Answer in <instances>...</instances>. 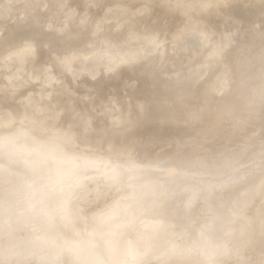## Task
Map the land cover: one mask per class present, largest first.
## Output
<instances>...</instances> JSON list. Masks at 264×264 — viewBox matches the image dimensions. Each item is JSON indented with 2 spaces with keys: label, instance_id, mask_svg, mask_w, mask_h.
<instances>
[{
  "label": "bare ground",
  "instance_id": "6f19581e",
  "mask_svg": "<svg viewBox=\"0 0 264 264\" xmlns=\"http://www.w3.org/2000/svg\"><path fill=\"white\" fill-rule=\"evenodd\" d=\"M153 1L156 0H122L118 7L124 10L125 6V8L137 6L146 11L150 9V2ZM224 1L157 0L155 3L168 6L171 13L178 12V14L187 16L186 20L200 15L201 18L198 21L200 29L209 34V27L205 23L207 18L205 11L210 8L219 11L224 7ZM259 1L264 0H236L240 3ZM35 2L36 0L33 2L34 7L36 6ZM82 3L85 6L84 9L90 11L89 17H93L94 14L104 9L108 0H82ZM21 15L14 19L6 30H10L14 25H20L19 29L23 33L20 34L17 31L12 33L6 42H11L21 36L18 39L20 41H17L20 43L29 39L30 35H36V27L42 21V17L35 21L38 25H35L31 30L32 33H29L27 25L32 20L27 17L21 21ZM58 17L61 18V16ZM155 28L156 32L147 39L148 41L157 39L158 35L161 36L160 34H165L168 37L171 35L163 20ZM64 32L65 30H58L53 24L46 25V35L59 33L56 41L62 39ZM176 33L174 32L173 35ZM195 34L193 29H186V34L175 37L178 39V45L174 51V57L170 59L166 68L153 70L152 62L173 54V51L169 54L165 53L166 51L163 52L164 49L154 50L148 56V64L144 72L138 73L139 71H133L132 67H129L126 75L118 76L116 73L113 80L103 78L98 81L97 87L104 81L114 83L116 80H120L125 89L124 92L127 95L130 94L135 103L131 110L133 113L131 118H137L127 121L121 126H117L118 124L115 123L102 125L97 119L99 120L96 123L98 127L104 131L126 130L139 119L155 120L159 117L167 120H188L195 113L180 115L178 112L180 91L187 90L192 87V84L206 79L207 92L204 98H207L208 101L220 100L227 92L236 88L250 58H254L252 56L257 58L256 63L261 62L260 64L264 65V62L261 61L264 54L262 45L253 48L246 59L243 58L242 65L238 64L240 61L237 58L234 59V55L230 59L224 58L220 62L218 57L213 58L215 55L217 56L219 50L210 54L201 53L203 43L200 36ZM90 35L91 41L94 43L99 38V41L105 40L103 33H98V36ZM132 41L135 40L129 37L119 43L124 45ZM261 41L264 43V39ZM40 42L38 39L37 43ZM142 54L143 50L106 53L98 57L89 54L83 57L84 62H81L82 59L78 60V63L76 62L75 70L79 66L83 67H80L82 69L79 71L76 70L74 75L79 77L81 72L90 67L97 58L109 61L108 70L115 71L119 65L129 59H135L137 62ZM31 56H29L31 61L26 60L29 63L37 64V66L30 64L32 67L28 68L26 67L27 62L25 65L24 61L25 66L20 68L23 64L19 62V56L17 61L20 66L17 68L21 70H16L17 73L12 72L13 74L9 73L8 76L10 75L12 79L7 78L8 82L0 80V97L13 92L20 94L19 90L21 92L23 90V88L20 89L22 84H26V81L23 82L25 78L37 79L46 70V66L40 65ZM12 59L15 58L12 57ZM70 60L74 62L77 59L71 58ZM188 60L191 61L186 71L175 72L174 65L179 66ZM216 60H218L217 63ZM12 62L16 63L13 60ZM253 64L249 66V69ZM105 69H107L106 66ZM151 71L153 73L151 78L145 76L144 73ZM216 79L219 80L220 86L213 84V80ZM217 82L215 81V83ZM24 84L23 87H25ZM28 84L29 82H27ZM178 85L182 89L174 91L172 88H177ZM93 88L91 89L93 90ZM76 90L75 87L72 93ZM96 95L99 94L95 93ZM95 96L91 97L90 102ZM37 97L39 101H36L35 104H40L39 102L43 104L44 93ZM20 98V96L19 98L14 96L12 99L19 104V101H22L23 105L27 102L30 107L34 108L33 96L27 95L26 100L23 99L26 101L24 103ZM2 99L0 98V101ZM35 99L38 100L36 97ZM60 99L58 95L53 102L47 120L56 123L58 120H62L71 128L77 127L75 122L76 120L79 122L82 116L85 123L90 120L84 115L88 109L84 107L86 109L84 111L85 109H81L83 107L79 108L81 104L79 106L78 102H73L70 107H73L75 122L72 119L66 121L65 116L61 113L63 99L61 101ZM5 100L3 99V101ZM140 101L143 103H138ZM115 108L116 106L113 109ZM119 110L117 109V111ZM32 112L34 113V111ZM88 112L86 113L89 114ZM119 114L118 112L117 115ZM177 114L179 116L175 118ZM18 120L20 122L13 128H6ZM41 123L43 122L31 118L18 119L14 116L13 110L2 109L0 106V264H167L166 261L173 258L180 260L177 264H242L249 254L253 260L247 264H264V153L255 155L256 158L258 157V161L254 168L248 167L249 164L246 165L248 169H245L246 166L245 168L241 167L242 163L249 160L248 156L250 153H254L253 151L258 152L262 149L264 152V131L255 145L242 158L244 160L236 159L232 162H238L235 164L236 166L230 163L235 167L228 165L227 169L219 171L222 176L219 179L216 178L217 175L214 176L213 172H208V175L210 173L214 178L210 175L211 179L207 178L208 183L205 184L203 180L206 179L207 172L195 173L198 165L193 161L188 162L187 159L185 161L188 163L158 162L148 157L134 159L117 157L113 153L100 157L64 152L52 137L60 133L72 134L78 138L80 145H84L92 137L65 126L48 129ZM93 123L88 122L87 125L93 126L95 124ZM19 125L20 130L17 129ZM33 125L39 133L50 138H40L39 133H34L31 130ZM251 158L249 161L254 160V157ZM237 165H240L239 167L243 168V171L239 169L245 172L244 176H242V172H238L241 174V178L240 175H236L237 172L235 174L233 172V169H237ZM230 167L233 169L231 170ZM217 174L219 173L217 172ZM19 177L27 178L28 182L17 183ZM243 177L245 180L242 179ZM236 178L239 182L244 180L241 181V185L238 184ZM209 180L212 182L209 183ZM226 184H229L228 187ZM205 185H209L207 187L210 189H215L216 185L218 187L226 185L227 189L222 195L218 194L221 196L214 197L210 195L214 191L210 193L209 189H206L213 200L215 197H220L219 200L213 201L207 196L204 190L207 188ZM215 193L220 192L215 190ZM73 200L76 202L74 205ZM97 200L99 202L93 206ZM109 233L115 234L120 240V246L115 251L106 244ZM84 239L90 240L91 243L100 240L99 242H102L103 245L100 244V247L99 245L91 246L90 243V246L86 248L78 247V243Z\"/></svg>",
  "mask_w": 264,
  "mask_h": 264
},
{
  "label": "rangeland",
  "instance_id": "374dc122",
  "mask_svg": "<svg viewBox=\"0 0 264 264\" xmlns=\"http://www.w3.org/2000/svg\"><path fill=\"white\" fill-rule=\"evenodd\" d=\"M33 2L34 0H0V80H2V82L4 80L5 82H8V80H6L7 78L12 79L10 75L8 76V74H11L12 72L17 73L16 70L24 67L26 62L28 64L26 67H32L30 64L32 65L33 63H29V61H31L29 56H31L34 52V56H31L32 59H36L37 63L46 66L45 69L47 71L44 70L37 79L33 77L25 78L23 82L26 81V84L23 83L25 87H23L22 84L20 89L23 88V90L22 92L19 90L20 94L19 92H13L12 94L8 93V95H1L0 98L6 100L3 101L2 99L3 102L0 101V103L2 102L0 106L2 109L13 110L14 116H16L18 119L22 118L23 120H27L28 118H31L34 120H39L40 122H43L41 123L42 126H47L48 129H56L60 126H65L67 128L69 127L62 120H58V123L47 120L49 113L52 110L53 102L58 97V95L61 99H63L61 113L65 116L66 121H71V119L74 121L72 110L73 107H70L71 103L78 102L77 105L79 104L80 106L81 104L80 107L78 106L79 108L83 107L81 108L83 110L85 108L88 109L87 111L86 109L84 111H89V114L84 112V115L90 119L88 122H94L95 124H91L93 126H89L90 124L87 125V118L85 117V123L82 116L79 122L77 120L76 122L74 121L77 127H69V129H76L77 132L85 133L86 136H91L92 139L87 141L84 145H80L78 138L72 134L60 133L57 136L52 137L57 142V144H59V148L64 152L75 155H98L100 157H105L108 153H113V155L117 157H126L130 159L137 157H148L158 162L177 161L179 163H188L193 161V163L198 165V168L196 169L197 171L194 170L196 171L195 173L200 174L204 171L207 172V174H205L207 176L206 179L204 177L205 175L203 176L205 180L202 179L203 183L205 181V184H207L208 182L206 180L211 179V174L209 173L208 175V172H213L215 174L214 176L217 175V179L221 178V172L219 171H222L225 168L227 169V166L236 159H241V161L244 160L242 158H244L247 154V151L255 145L261 133L264 131V65L260 64L261 62L256 63L255 61L257 58H255V56H252L254 58H250L247 68L243 70L241 77L242 83L239 87L240 92L238 96H236V91H234V88L227 92V94L222 99L208 101L205 104L206 108L203 109L204 111L202 110L201 115L196 113L190 119L183 121L167 120L162 119V117H159L155 120L139 119L132 127H129L126 130H101L96 124L99 122V120V123L102 125L106 123H115L118 124L117 126H121L125 122H129L137 118H131L133 115L131 110L133 109L135 103L131 98V95H127L124 92L125 89L122 87V82L120 80H116L114 83L109 81L101 82L98 86L99 88L96 86V84H98L97 82L103 78H111V80H113L115 79L114 75H116V73H118V76L126 75L131 67L133 68H131V70L139 71L138 73L144 72L146 65L148 64V56L150 55V52H154V50L159 51L160 49H164L163 52L166 51L165 53L169 54L171 51H173V54L166 55L152 62L154 66L153 70H161L166 68L170 59L174 57V51L178 45V39L175 37L181 34H186V29H193V33H196L195 35L198 34L200 36L199 38L203 43L201 52L202 54H210L216 52V50H219L217 56L215 55L213 58L218 57L221 62L224 58H226V60L230 59L235 54V52L233 53V51L226 49V42H224L219 36H216L214 30L211 27L208 29L209 34L205 33L203 29H200L198 24V21H200L201 18L200 15L193 16L190 19L188 18L189 20H186L187 16L185 17L184 15L178 14V12L171 13L168 6H163L164 9H160L158 6L157 8L163 10L161 12H157L156 5L158 4H156L155 1L150 2V9L146 11L138 8L137 6H130L127 8H125V6L124 10H121L118 7V4L121 1L113 5L108 1L104 9L101 12L94 14L93 17H89L90 11H86L84 9L85 6L83 3L77 2V0H36L35 7ZM229 2H236V0H225L224 6ZM41 8H43V10H41ZM205 12L207 13L206 16L208 17L210 14L217 11L210 8ZM29 13H31V15H29ZM20 15L21 21L27 19V17L32 20L31 23L27 25V32L29 31V33H32L31 30L35 25H38L35 23V21L42 17V21L36 27V35H30V38L26 41L20 42L21 44L17 42L20 41L18 39H20L21 36L15 40H12L11 42H6L12 33L16 31L20 34L23 33H21L22 30L19 29L20 25H14L10 30H6L8 26L12 24L9 21L16 19ZM57 15L61 16V18H59ZM162 20L165 22V24L167 21H170V24H167V27L171 35L168 37L165 34H160L161 36L158 35L157 39L151 40L153 41L151 43V41H148L147 39H149L152 34L156 32L157 29L155 26L158 25ZM49 23L53 24L55 28H58V30H65L63 37H61L62 39L56 41L59 33L46 35L45 29L46 25ZM174 32H177L178 34L176 33V35H173ZM98 33H103L105 40L99 41V38V40H96L97 42H92L90 34H93V36H98ZM129 37L133 38L135 41L125 43L124 45L119 43V41ZM38 39L42 43H37ZM137 50H143V54L140 56V59L137 62H135V59H129L119 65L115 71L108 70L110 64L109 61L106 60V62L104 59L97 58L93 61L94 63H91L90 67H87L81 72L79 77L74 75L76 74V70L79 71L80 67H83L79 66L78 69L75 70L76 62L78 60L81 61V59L83 60L81 62H84L83 57H86V55L93 54L95 57H98L101 54L106 53L115 54L119 52H134ZM28 51L30 52L28 53ZM19 56L20 59H18ZM12 57L16 59H12L13 61H16V63L12 62ZM71 58L77 59L74 61L75 64L70 60ZM17 59L20 63L22 62L21 64H23L25 61V65L23 64L20 66V63L17 61ZM261 59V61L264 62V54ZM9 61L11 64L13 63V65H11ZM190 61L191 60H188L179 66L174 65L173 69L175 72H184L188 69ZM217 61L218 60H216V63ZM71 62L73 63V66ZM252 63L254 64L252 65V68L249 69V66ZM9 65L11 66L9 67ZM14 65L15 68L13 67ZM35 65L37 66V64H33V66ZM17 66H20V68L18 69ZM105 66L107 69H105ZM144 74L150 78L153 76L152 71L146 72ZM93 75L94 77H92ZM2 77L6 78L3 79ZM213 81L214 85H221L218 79ZM215 81L218 82L215 83ZM27 82H29L28 85ZM75 87L77 90L73 91L72 93V90L75 89ZM59 88H63V91H60ZM91 88H93V90ZM172 89L174 91H179L182 88L178 85L177 88L173 87ZM33 93L34 95H32ZM43 93L45 95L43 104L39 102L41 106L40 104L36 105V101H39L37 96L43 95ZM95 93L99 94L100 96H95ZM12 95L13 97H10ZM27 95L33 96V105L35 104L34 108L33 106L30 107V105H28L29 103L27 104L25 101ZM6 96H8V98H6ZM14 96L18 98L20 96V99H25L23 100V103L24 101L26 103L23 105L21 103L22 101L18 100L20 102L19 104L17 101L12 99ZM93 96L99 97L96 99L95 97L92 98V102H90V99ZM35 97L38 100H36ZM125 101L126 103L128 102V105L125 103ZM138 103L143 102L140 101ZM117 104L121 107H119ZM94 106L96 107L93 108ZM115 106L118 110H120L117 111L116 108L113 109ZM124 108L126 109L124 110ZM32 111H34V113ZM118 112L120 113V116L117 115ZM19 122V120L15 121L6 128H13L15 124H18ZM24 124L26 125V123ZM20 128L21 127L19 125L17 129L20 130ZM31 130L34 133H39L38 129L34 125L32 126ZM39 135L40 138H50L47 137V135L41 133H39ZM253 152L254 153L252 154L250 153L248 158L250 160L251 157H254V160H248L247 162L243 161L244 163H242L241 167L245 168V166H248L249 164L248 167L251 169L254 168L256 162L258 161V157L256 158L255 155L264 153L262 152V149L258 151L259 153L255 151ZM185 159H187L188 162L185 161ZM237 163L232 164L235 165ZM232 164L230 165L231 167L234 166ZM239 166L237 169L240 168ZM247 166L245 169H248ZM230 168L228 169L230 170ZM243 168L240 169L242 170ZM232 169L233 168H231V170ZM237 169H233L234 174L237 172L236 175L239 171L240 173L243 171L240 169L237 171ZM217 172L219 174H217ZM240 173L238 175H240L239 177L241 178L244 176L245 172L241 173L242 176ZM214 176L212 178H214ZM237 178L236 181L240 179ZM26 179L27 178L23 179V177H19L17 183H26L28 182ZM242 179L245 180V177ZM244 180L237 182L241 185V181L243 182ZM210 181L211 180H209V183ZM209 185H205V187H209ZM226 185L228 187L229 184ZM226 185H219V187L216 185L215 189L204 187V190L210 199V195L213 197L221 196L222 193H224L227 189ZM206 189H209L210 193L211 191H214V193L212 192L213 194L211 193L208 195L209 191ZM215 190L217 192L219 190L220 193H215ZM213 197L211 200H213ZM219 198L215 197L214 200H219ZM74 202L75 201L73 200V205L76 203ZM98 202L99 201L97 200L93 206H96ZM99 241H93L91 246L99 245L100 247L102 242L100 243ZM252 260L253 258L249 254L248 258L244 260L242 264L251 263ZM178 262H180L178 258H173L170 260L168 259L166 261L167 264H177Z\"/></svg>",
  "mask_w": 264,
  "mask_h": 264
},
{
  "label": "water",
  "instance_id": "95a60500",
  "mask_svg": "<svg viewBox=\"0 0 264 264\" xmlns=\"http://www.w3.org/2000/svg\"><path fill=\"white\" fill-rule=\"evenodd\" d=\"M120 1L122 0H110L109 3L113 5ZM77 2L81 3L82 0H77ZM158 6L160 9H164L162 5H156L157 12L163 10L157 8ZM9 22L13 23V20ZM205 23L207 27L214 30L216 36H219L224 42L227 41L226 49L235 52L234 59L237 58L240 65L243 64V58L246 59L253 48L262 45L264 52V43L261 41L264 39V1L251 3L229 2L219 11L210 14ZM167 24H170V21H167L165 25ZM205 83L206 79L198 81L194 85L192 84V87L187 90L180 91L178 102L180 115L188 113H199L201 115L202 110L206 108L205 102L208 101L207 98H204L207 92ZM240 86L241 79L234 90L236 96L240 92ZM177 116L179 114L175 118Z\"/></svg>",
  "mask_w": 264,
  "mask_h": 264
},
{
  "label": "clouds",
  "instance_id": "9594fccd",
  "mask_svg": "<svg viewBox=\"0 0 264 264\" xmlns=\"http://www.w3.org/2000/svg\"><path fill=\"white\" fill-rule=\"evenodd\" d=\"M90 240L88 239H84L82 241H80L78 243V247L80 248H86L88 246H90ZM106 244L109 246L110 249H112L113 251L117 250L120 246V240L119 238L113 234V233H109L108 234V238L106 240Z\"/></svg>",
  "mask_w": 264,
  "mask_h": 264
}]
</instances>
